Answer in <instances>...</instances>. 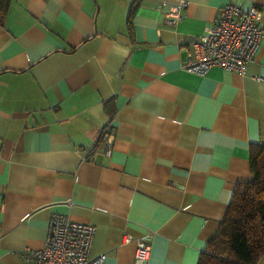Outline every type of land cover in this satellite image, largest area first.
<instances>
[{"label": "crops", "instance_id": "obj_1", "mask_svg": "<svg viewBox=\"0 0 264 264\" xmlns=\"http://www.w3.org/2000/svg\"><path fill=\"white\" fill-rule=\"evenodd\" d=\"M10 0L0 21V264H25L53 213L94 227L91 255L197 264L250 149L264 145V0ZM258 9L244 73L184 66L220 7ZM111 126L104 153L100 130ZM70 202V203H69ZM131 240L125 242V236ZM255 264H264V254Z\"/></svg>", "mask_w": 264, "mask_h": 264}, {"label": "built area", "instance_id": "obj_2", "mask_svg": "<svg viewBox=\"0 0 264 264\" xmlns=\"http://www.w3.org/2000/svg\"><path fill=\"white\" fill-rule=\"evenodd\" d=\"M186 4L185 0H175L168 4L164 22L175 25ZM261 36L257 7L250 5L243 9L228 2L219 8L215 18L205 27L204 33L191 40V51L184 68L198 75L206 74L213 67L242 74L246 65L253 60ZM113 140L111 126L102 127L100 142L104 143L106 155L112 152ZM93 235V225L53 213L48 221L43 246L33 250L25 264H104V253L90 254ZM124 240H131V236L126 235ZM150 251L147 240L137 239L134 264H146Z\"/></svg>", "mask_w": 264, "mask_h": 264}, {"label": "trees", "instance_id": "obj_3", "mask_svg": "<svg viewBox=\"0 0 264 264\" xmlns=\"http://www.w3.org/2000/svg\"><path fill=\"white\" fill-rule=\"evenodd\" d=\"M10 0H0V21ZM131 1L127 21L137 6ZM250 178L238 184L216 236L206 245L197 264H255L264 254V145L250 149Z\"/></svg>", "mask_w": 264, "mask_h": 264}]
</instances>
